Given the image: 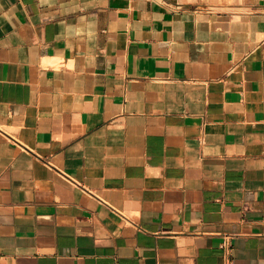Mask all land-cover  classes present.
I'll return each mask as SVG.
<instances>
[{"label":"crops","instance_id":"obj_1","mask_svg":"<svg viewBox=\"0 0 264 264\" xmlns=\"http://www.w3.org/2000/svg\"><path fill=\"white\" fill-rule=\"evenodd\" d=\"M0 264H264V0H0Z\"/></svg>","mask_w":264,"mask_h":264}]
</instances>
